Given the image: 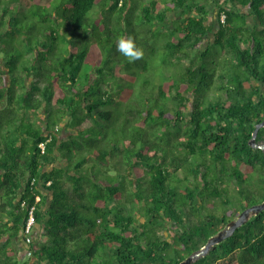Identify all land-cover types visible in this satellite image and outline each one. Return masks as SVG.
Wrapping results in <instances>:
<instances>
[{"label": "trees", "instance_id": "obj_1", "mask_svg": "<svg viewBox=\"0 0 264 264\" xmlns=\"http://www.w3.org/2000/svg\"><path fill=\"white\" fill-rule=\"evenodd\" d=\"M0 10V264H180L264 201V0ZM121 35L168 79L133 93ZM193 264H264V211Z\"/></svg>", "mask_w": 264, "mask_h": 264}, {"label": "rangeland", "instance_id": "obj_2", "mask_svg": "<svg viewBox=\"0 0 264 264\" xmlns=\"http://www.w3.org/2000/svg\"><path fill=\"white\" fill-rule=\"evenodd\" d=\"M166 1H170V0H166ZM217 13H218L217 8L213 7L211 9V16H210L211 22L217 23ZM24 14H26V13H23L22 15H24ZM0 15H2L1 10H0ZM18 22H19L20 26L26 25V29L28 26H30V24L23 22L22 17L19 18ZM31 22H33V21L31 20ZM210 36L212 37V35H210ZM157 48H158L159 52L156 54L155 58L151 61V64H148L149 67L147 70L144 69V65L147 64V62L144 63L145 62L144 60H138L136 63L130 62V65L128 67L117 65V68L120 69L119 73L121 72V74H123V75H128V76L130 75L131 76L130 83H132L134 86L132 88L133 93L137 92V90H139V89H143L142 88V80L143 79H146V78L151 79L150 83H149L150 86L151 85L153 86L154 84L156 85L159 82V78H161V77L164 78V80L168 79L169 74L171 72H169V70L166 71V69L162 66V63H161V60L164 58V54H163V50H162L163 44H160V43L157 44ZM147 60L148 59H146V61ZM105 77H106L107 81H117V79H120V77H118V78L117 77H111L110 74H106ZM133 79L135 81H133ZM123 81L125 84H127L129 80L125 79ZM133 93L131 95H133Z\"/></svg>", "mask_w": 264, "mask_h": 264}, {"label": "water", "instance_id": "obj_3", "mask_svg": "<svg viewBox=\"0 0 264 264\" xmlns=\"http://www.w3.org/2000/svg\"><path fill=\"white\" fill-rule=\"evenodd\" d=\"M263 127H264V121L260 125L256 126V129L250 141V145L253 148L264 151V142L257 143L258 131L260 128ZM263 211H264V201L261 204H256L246 208L243 212H241L238 215L236 219L230 221L222 231H220L217 235L211 237L203 248H201L198 252H195L188 258H186L180 264H193L200 258L206 257L207 254L210 252V250L215 249L217 245L221 244L224 240L231 237L238 228L248 223L251 218L258 216Z\"/></svg>", "mask_w": 264, "mask_h": 264}, {"label": "clouds", "instance_id": "obj_4", "mask_svg": "<svg viewBox=\"0 0 264 264\" xmlns=\"http://www.w3.org/2000/svg\"><path fill=\"white\" fill-rule=\"evenodd\" d=\"M116 47H117V51L122 56L126 57L129 62H134L136 60H139L144 55L143 50L137 46L134 37L131 35H121L118 38ZM24 244H25L24 254L30 256L31 255L30 245L32 244V242L30 244H27L26 241H24Z\"/></svg>", "mask_w": 264, "mask_h": 264}, {"label": "crops", "instance_id": "obj_5", "mask_svg": "<svg viewBox=\"0 0 264 264\" xmlns=\"http://www.w3.org/2000/svg\"><path fill=\"white\" fill-rule=\"evenodd\" d=\"M249 22H251V20H249ZM68 135L69 134L67 132L61 131L60 138L64 139V138L68 137ZM57 165L59 166L60 163ZM47 170H49V168ZM38 232H39V228L36 229L35 235L38 234ZM12 246L17 250V252H18L17 256H22L24 254V251H25V244L23 241V236L21 235L20 238L13 239L12 240Z\"/></svg>", "mask_w": 264, "mask_h": 264}, {"label": "built area", "instance_id": "obj_6", "mask_svg": "<svg viewBox=\"0 0 264 264\" xmlns=\"http://www.w3.org/2000/svg\"><path fill=\"white\" fill-rule=\"evenodd\" d=\"M41 147L43 148V146H41ZM33 211H34V208H32V210H31V217H30V219H29V221L27 223V227H26V230H25L26 231L25 236L27 235V237H26V243L27 244H30L32 242L31 237H29L28 235L30 234V232H32V228H33V225H34V218H33V215H32Z\"/></svg>", "mask_w": 264, "mask_h": 264}]
</instances>
